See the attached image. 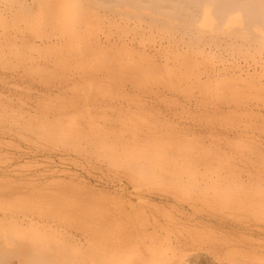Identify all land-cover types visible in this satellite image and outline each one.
<instances>
[{"label":"rangeland","instance_id":"rangeland-1","mask_svg":"<svg viewBox=\"0 0 264 264\" xmlns=\"http://www.w3.org/2000/svg\"><path fill=\"white\" fill-rule=\"evenodd\" d=\"M205 2L0 0V264H264L263 34Z\"/></svg>","mask_w":264,"mask_h":264},{"label":"bare ground","instance_id":"bare-ground-1","mask_svg":"<svg viewBox=\"0 0 264 264\" xmlns=\"http://www.w3.org/2000/svg\"><path fill=\"white\" fill-rule=\"evenodd\" d=\"M208 5L213 8V12H225V15L223 17V20L225 22H223V26L226 30H228L226 23L228 24L231 21H238L240 23H243L244 18H246V11L250 12L248 9L254 8L255 12L253 13V15H247V17L249 16L247 18L249 20L246 21L245 26L248 32L261 31L264 39V10H262L264 0H206V2L202 4V17L200 25L197 26H211V22L210 20H208L209 13L205 9ZM255 18H259V20L256 21ZM200 27L196 28L200 29ZM202 29L204 31L205 28ZM54 129V132H57L58 127ZM128 153H132L129 156V161L132 162L131 164L135 166H152L155 168V166L157 165L155 164L157 158L155 157L153 149L151 147H145L139 149V151L130 150V152L128 151ZM26 239L29 246L26 244L28 246L27 250H20L21 258H19L20 256L18 255L20 261L17 264H64V262H67V264H69L72 257L70 256L71 247L77 246L79 244V240L82 238L79 237L78 240L72 238V242L64 243L62 244V246H53L51 242H49L50 239L48 240L47 237H40L38 236V233H34L33 236L26 237ZM131 259L132 258L129 254L127 258H124V262L122 264H133ZM120 261L121 260H119L117 264H120ZM179 262L180 261H177L175 263L178 264Z\"/></svg>","mask_w":264,"mask_h":264}]
</instances>
